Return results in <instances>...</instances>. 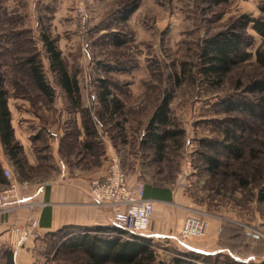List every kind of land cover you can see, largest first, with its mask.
Wrapping results in <instances>:
<instances>
[{
  "label": "rangeland",
  "instance_id": "1",
  "mask_svg": "<svg viewBox=\"0 0 264 264\" xmlns=\"http://www.w3.org/2000/svg\"><path fill=\"white\" fill-rule=\"evenodd\" d=\"M262 2L0 0V72L4 75L13 130L23 143L36 144L45 158V129H56L64 121L72 129L76 117L90 119L99 134L112 135L114 142H128L135 158L141 154L143 166L146 164V179L140 177L141 181L145 186L159 185L170 192L174 196L170 204L182 209L184 217L220 216L229 218L231 224L241 221L254 229H247L250 232L260 233L250 223L256 216L264 220V200L257 199L264 185V122L248 118L244 110L229 107L223 100H253L254 95L246 92L245 86L260 76L255 52L264 49V41L247 26L244 33L248 57L218 83H211L200 73L199 55L205 39L240 15L260 16L258 6ZM132 8L134 11L123 20L124 12ZM43 35L53 42L68 73L76 79L78 101L68 98L56 83ZM115 38L123 43L115 44ZM32 54L53 88L50 101L36 89L25 67L17 65ZM101 84L110 92L107 100L115 98L121 106L112 115L101 111ZM164 97L168 98L173 124L183 134L169 140L165 152L157 158L153 148L143 143V134L154 108ZM229 116L240 118L245 127L240 159L228 157L215 144L227 128H232L229 120H222ZM205 155L220 162L217 169H207ZM186 162L190 163L186 187L178 190L177 177ZM131 164H127V171L133 173L135 167ZM31 174L43 177L45 168L33 169ZM241 180L246 183L242 185ZM234 225L230 227L231 235L238 230ZM69 231L41 238L34 264H85L82 250L61 248L62 236ZM116 233L108 232L120 239L132 237L126 232ZM148 239L154 255L151 264H242L227 253L199 251L205 250L202 237ZM183 246H194L198 251Z\"/></svg>",
  "mask_w": 264,
  "mask_h": 264
},
{
  "label": "crops",
  "instance_id": "2",
  "mask_svg": "<svg viewBox=\"0 0 264 264\" xmlns=\"http://www.w3.org/2000/svg\"><path fill=\"white\" fill-rule=\"evenodd\" d=\"M74 121L76 128H67L64 121L56 129H45V158L40 156L39 149L32 141L23 143L14 129V138L21 146L23 158L20 167L9 159L0 143L2 172L4 168L10 167L12 174L10 180L0 175V189L12 182L15 183L17 194L15 199L0 205V264H3L7 255H11L13 264H34L40 239L65 229L78 232L114 227L110 222V210L95 206L89 196L90 182L102 176L107 158H118L130 183L141 181L140 177L146 179L143 170L146 164L143 166L141 154L135 158L128 142H114L112 135L99 134L94 122H91V133L87 134L81 117H76ZM131 161L135 167L133 173L127 171V164ZM42 167L45 168L43 177L31 174L33 169ZM147 187L155 203L146 236L180 241L185 218L182 209L173 208L170 202H173L174 196L159 185L147 184ZM205 221L206 231L202 243L206 245L205 250L199 251L207 254L227 253L242 264L259 263L257 258L264 253L263 219L256 216L255 221L250 223L259 228L258 234L250 232L245 224L236 220L233 224L238 230L232 235L230 227L233 224L229 218L208 217ZM14 226L36 232L38 237L29 235L19 248H12L9 234ZM185 248L198 251L194 246Z\"/></svg>",
  "mask_w": 264,
  "mask_h": 264
},
{
  "label": "trees",
  "instance_id": "3",
  "mask_svg": "<svg viewBox=\"0 0 264 264\" xmlns=\"http://www.w3.org/2000/svg\"><path fill=\"white\" fill-rule=\"evenodd\" d=\"M258 9L261 13L260 16L240 15L234 23L203 41L199 55V71L211 83H218L233 66L243 62L248 57V53L245 52L247 42L244 33L247 26H250L264 41V2L259 4ZM132 11H134V8L124 12L122 19L126 20ZM42 38L50 62V70L54 73L56 83L68 98H76V101H78L79 88L76 79L68 73L64 61L60 57V52L55 48L53 42L44 35ZM114 41L117 45L123 43L118 38H115ZM20 62L17 65L25 67L24 70L36 89L46 100L50 101L54 91L46 81L41 63L37 60L36 55L27 56ZM255 62L259 68L260 76L250 80L245 86V91L254 95L253 100L240 98L236 102H228L224 99L223 103L230 104L229 107L234 105L235 108L244 110L250 119L264 122V49L256 50ZM15 83L17 84L16 80ZM101 87L99 102L103 114L109 113L112 115L118 112L121 107L119 102L115 98L107 100L110 92L104 84H101ZM222 120H229L232 123V128H227L224 137L215 144L220 146L228 157L240 159L243 156L242 132L245 131L242 120L235 116H229ZM82 123L86 133L90 134V127H93L90 119H82ZM182 134L183 131L172 122L168 108V98L164 97L156 105L148 120L143 134V143L150 145L153 148L154 155L160 158L165 152L168 141L174 140ZM0 143L9 159L18 167L22 166L21 146L14 138L10 110L7 104V91L4 86V75L1 72ZM205 162L207 169L211 171L217 169L220 163L216 158L209 155H205ZM2 174L0 166L1 177ZM1 177L0 180H2ZM245 183L244 180H241L242 185ZM146 190L149 195L147 186ZM257 199L259 201L264 200V185L260 186ZM114 231L117 232L116 234L124 233L123 230L114 227H98L93 230L78 232L69 231L62 236L61 248L82 250L87 259L85 264H151L154 255L149 248L148 237L132 235L130 239H120L118 235L108 234V232L114 233ZM3 264H13L11 255L6 256Z\"/></svg>",
  "mask_w": 264,
  "mask_h": 264
},
{
  "label": "built area",
  "instance_id": "4",
  "mask_svg": "<svg viewBox=\"0 0 264 264\" xmlns=\"http://www.w3.org/2000/svg\"><path fill=\"white\" fill-rule=\"evenodd\" d=\"M78 11L82 13L81 8ZM189 167L190 163L186 162L180 169L177 177L178 190H183L186 187ZM3 173L7 178L12 176L8 168H4ZM16 196L15 183L9 182L0 189V205L15 199ZM89 196L95 206L110 210L111 225L121 228L130 235H147L153 217L155 200L147 194L143 182H129L116 156L107 158L102 176L91 180ZM245 227L246 229L250 228L251 231L254 230L249 226ZM205 231L206 221L204 218L187 215L181 227L180 238H201L205 235ZM29 235L34 238L38 237L36 232H30L27 228L12 227L9 234L11 247L19 248ZM257 260L264 263V253Z\"/></svg>",
  "mask_w": 264,
  "mask_h": 264
}]
</instances>
